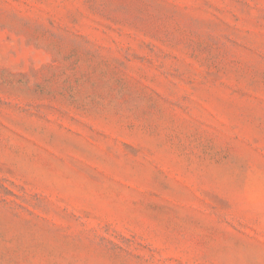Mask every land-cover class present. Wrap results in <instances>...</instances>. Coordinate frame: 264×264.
Wrapping results in <instances>:
<instances>
[{
	"label": "rangeland",
	"instance_id": "rangeland-1",
	"mask_svg": "<svg viewBox=\"0 0 264 264\" xmlns=\"http://www.w3.org/2000/svg\"><path fill=\"white\" fill-rule=\"evenodd\" d=\"M0 264H264V0H0Z\"/></svg>",
	"mask_w": 264,
	"mask_h": 264
}]
</instances>
